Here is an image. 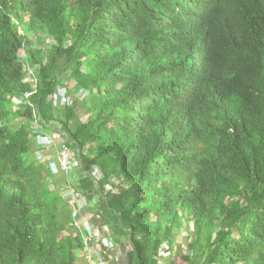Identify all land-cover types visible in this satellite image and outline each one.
<instances>
[{
	"label": "trees",
	"instance_id": "1",
	"mask_svg": "<svg viewBox=\"0 0 264 264\" xmlns=\"http://www.w3.org/2000/svg\"><path fill=\"white\" fill-rule=\"evenodd\" d=\"M52 132L127 264H264V0H0V264L85 252Z\"/></svg>",
	"mask_w": 264,
	"mask_h": 264
},
{
	"label": "built area",
	"instance_id": "2",
	"mask_svg": "<svg viewBox=\"0 0 264 264\" xmlns=\"http://www.w3.org/2000/svg\"><path fill=\"white\" fill-rule=\"evenodd\" d=\"M56 100L58 102V98H56ZM61 101L64 102L65 100L62 98ZM51 134L40 139L38 143L40 149H54L56 152L57 166L59 170L64 173H68L70 170L80 167L79 152L70 148L62 135L55 133L51 136ZM83 205V202H81L79 207L72 211V220L75 229L73 232H78L82 235L84 250L89 262L96 260L97 262L95 263L100 264V260L106 253L105 249H110L112 243L106 241L107 237L104 234L108 233L106 229L85 224L84 215H81ZM86 215L88 214L85 213V217ZM102 245L106 248H102Z\"/></svg>",
	"mask_w": 264,
	"mask_h": 264
},
{
	"label": "rangeland",
	"instance_id": "3",
	"mask_svg": "<svg viewBox=\"0 0 264 264\" xmlns=\"http://www.w3.org/2000/svg\"><path fill=\"white\" fill-rule=\"evenodd\" d=\"M39 46V45H38ZM64 85L63 86H61V87H59V91H58V95H57V98H58V102H57V100H56V102H55V105L56 106H58V107H63V104H66V100H67V96H66V94H67V90L66 89H64ZM67 87V89H68V91H69V86H66ZM64 99L65 101L64 102H62L61 101V99ZM57 109V108H56ZM86 117V115L85 116H83V118L82 119H84ZM52 134H55V132H52ZM52 134H51V136H52ZM39 145V144H38ZM35 158L37 159V161H39L40 163H43V164H46L47 162V160L49 159L50 160V162H51V164H52V167H53V169H54V172H55V174H54V180H55V185H56V187L57 188H59V189H62L63 190V194H65V197L67 198L69 195L70 196H72V198L71 199H73L74 201H75V203L76 204H79V203H81L82 201H83V198L81 197V196H78V195H76L77 193H74L75 194V196L73 195V194H71L73 191L72 190H70V188L68 187V185H67V182L65 181L66 179H64V175L63 174H61V172H60V170H59V168H58V166H57V163H56V152H55V150L54 149H43V150H41L40 151V149H38V151H36L35 153ZM75 181L73 182V184L72 185H76L77 183H75ZM74 187L72 186V189H73ZM68 189V190H67ZM67 194V195H66ZM69 194V195H68ZM69 198V197H68ZM88 216L86 215V217L85 218H87ZM105 234V236L107 237V235H108V239L110 240L109 242L110 243H112V241H111V239L112 240H114V238H113V235H112V233H110V232H108L107 234L106 233H104ZM189 235H192V233L190 232L189 233ZM187 238V233H186V231H184V230H182L181 231V234H179L177 237H176V241L177 242H180L181 244H183V246H182V249H184V250H186V248L184 247V246H186L185 245V239ZM192 239V238H191ZM190 239V240H191Z\"/></svg>",
	"mask_w": 264,
	"mask_h": 264
},
{
	"label": "crops",
	"instance_id": "4",
	"mask_svg": "<svg viewBox=\"0 0 264 264\" xmlns=\"http://www.w3.org/2000/svg\"><path fill=\"white\" fill-rule=\"evenodd\" d=\"M84 221H85V224H88V222H89L88 218H85V215H84ZM109 232L111 233V231H109ZM106 241H108V242L110 241L108 239V236H107ZM111 241H112V247L110 249H105L106 247H104L102 245V248L105 249L106 253H105L104 257L100 260V264H127L126 251H125L124 247L121 245H118V243L112 239H111ZM176 243L179 244L182 248L183 244H181L180 242H177V241H176ZM182 250H183V252H185L184 249H182ZM161 256L163 259H164V257H165V259L168 258L166 254H164V255L162 254ZM171 256H172V260L175 259L174 254ZM162 258L159 259V261H158L159 264H165V262H163L161 260ZM95 262H97V261L92 260L89 262V260L86 256V253L84 251L79 252L77 264H96Z\"/></svg>",
	"mask_w": 264,
	"mask_h": 264
}]
</instances>
